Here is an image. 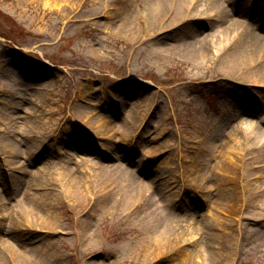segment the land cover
Listing matches in <instances>:
<instances>
[{"label": "rangeland", "instance_id": "374dc122", "mask_svg": "<svg viewBox=\"0 0 264 264\" xmlns=\"http://www.w3.org/2000/svg\"><path fill=\"white\" fill-rule=\"evenodd\" d=\"M125 1L144 8L0 0V250L34 264H264V79L228 73L220 49L160 58L116 32ZM231 1L264 34V0ZM213 19L199 28L212 44ZM174 29L167 41L187 45L188 27Z\"/></svg>", "mask_w": 264, "mask_h": 264}, {"label": "bare ground", "instance_id": "6f19581e", "mask_svg": "<svg viewBox=\"0 0 264 264\" xmlns=\"http://www.w3.org/2000/svg\"><path fill=\"white\" fill-rule=\"evenodd\" d=\"M126 2L127 12L118 16L121 17L123 23L116 27V32L121 31L126 37L135 41L145 40V48L160 58L185 52L188 56H193L196 62H205L204 59L207 54H210L214 48L220 49L223 54L231 56L230 62L227 63L228 73L245 74L254 80L264 79V34L259 32L262 31L258 25L260 21L250 24L244 19L243 12L232 9L231 0H145L144 8L140 12L131 10ZM202 11L208 12L204 15ZM258 16L264 18V14L260 13ZM207 19H213L220 23L217 25L221 28L217 35V43L212 44L209 38H200V33L203 34L199 29L200 21L206 20V22L211 23ZM175 26L188 27L187 40L190 42L187 45L183 46L180 43L174 44L167 41L173 37L172 33L176 31ZM124 105L130 109L136 107L135 103L130 101ZM39 170L42 171L44 168ZM151 174L154 181L158 183V187L160 186V190L167 192V188L162 185L159 177L155 176L154 173ZM140 182L135 183L136 192L135 189L133 190L136 198L139 197L137 194H141V191L144 192V189L147 188ZM19 216L21 222L20 219L16 220L15 227L28 230L22 224V220L25 222L28 214L23 212ZM208 222L209 225L213 226L217 221L213 218ZM226 240L229 243L230 240ZM0 264L34 263L26 260L19 251L7 247L2 251L0 250Z\"/></svg>", "mask_w": 264, "mask_h": 264}]
</instances>
